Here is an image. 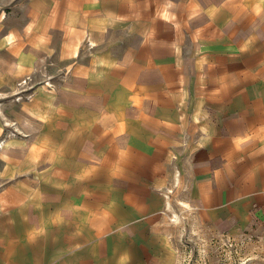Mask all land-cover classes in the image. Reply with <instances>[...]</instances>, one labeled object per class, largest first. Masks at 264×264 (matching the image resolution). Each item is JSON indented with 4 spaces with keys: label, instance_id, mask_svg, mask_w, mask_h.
Here are the masks:
<instances>
[{
    "label": "crops",
    "instance_id": "1",
    "mask_svg": "<svg viewBox=\"0 0 264 264\" xmlns=\"http://www.w3.org/2000/svg\"><path fill=\"white\" fill-rule=\"evenodd\" d=\"M262 177L264 0H0V264H172Z\"/></svg>",
    "mask_w": 264,
    "mask_h": 264
},
{
    "label": "rangeland",
    "instance_id": "2",
    "mask_svg": "<svg viewBox=\"0 0 264 264\" xmlns=\"http://www.w3.org/2000/svg\"><path fill=\"white\" fill-rule=\"evenodd\" d=\"M263 182L241 187L247 194L236 193L235 208L215 216L200 212L190 187L174 193L167 229L172 264H264Z\"/></svg>",
    "mask_w": 264,
    "mask_h": 264
},
{
    "label": "built area",
    "instance_id": "3",
    "mask_svg": "<svg viewBox=\"0 0 264 264\" xmlns=\"http://www.w3.org/2000/svg\"><path fill=\"white\" fill-rule=\"evenodd\" d=\"M25 82H26L25 80H22L21 83L25 84ZM26 96H29V95H26ZM14 98L17 99V100H19L20 98H22V96L18 94Z\"/></svg>",
    "mask_w": 264,
    "mask_h": 264
}]
</instances>
